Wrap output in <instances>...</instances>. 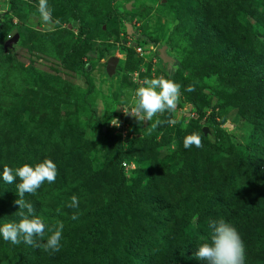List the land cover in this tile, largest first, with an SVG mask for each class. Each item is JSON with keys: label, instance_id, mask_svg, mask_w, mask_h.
<instances>
[{"label": "trees", "instance_id": "1", "mask_svg": "<svg viewBox=\"0 0 264 264\" xmlns=\"http://www.w3.org/2000/svg\"><path fill=\"white\" fill-rule=\"evenodd\" d=\"M7 1V12L12 15L17 16L26 9V5H21L18 0ZM69 4L67 2L65 12L57 13L55 19L76 28L75 33L81 41L67 50L65 59L76 52H81L82 57L83 51L91 48L95 41V29L113 16V12L109 11L105 14L106 19L91 28L77 24L75 20L68 21L75 11V6ZM187 5L191 10L192 29L183 35L187 39L183 41L188 44L185 59L175 60L177 68L165 65L159 70L165 79L181 86L186 104L197 113L195 120L178 129L169 127V117L165 115L152 135L146 134V128H153L156 121L140 122L141 134L149 138L146 141L148 148L143 146L144 155L137 152L134 144L124 147L121 137L107 128L108 139L116 141L121 170L118 186L112 183L108 187L110 201L95 210L77 212L76 208L67 206L71 197L62 202L58 198L57 209H67V215L56 211L40 216L38 210L41 204L32 199L35 214L47 226L63 222L60 251H45L42 246L36 248L24 243L12 245L0 237V264H203L194 254L201 244L209 241V218H223L238 230L245 244V264H264V1L232 0L228 4L226 0H192ZM199 15V20L194 21L193 16ZM24 28V23L13 28L11 21H0V31H6L8 35L13 29L26 35ZM258 29L260 32L256 35ZM63 31L68 32L67 28ZM133 36L136 39L129 47L125 46L126 41H122L117 47L99 45L97 50L101 56L122 49L126 56L136 57L134 47L157 46L152 39L137 33ZM164 46L167 52L172 50L169 44ZM199 51L204 55L197 57ZM8 54L10 58H15L11 51ZM205 59L207 68L212 70L205 76H217L225 88H221L218 94L216 108L224 113L235 110L251 128V135L244 146L216 147L200 128L195 131L197 124L206 116L203 109L207 106L200 87L204 76H200L195 66ZM77 67L89 71L85 67ZM189 67H193L194 71H189ZM129 84L134 90L139 87L132 81ZM189 87L193 91H187ZM208 119L215 123L214 115ZM194 132L200 134L202 146L185 149L184 140ZM157 138L159 143L155 142ZM174 142L173 155L178 171L168 177L169 164L160 163L158 149ZM125 151L138 154V164L147 166L153 163L157 169L151 175L148 186L140 182L129 188L132 190L128 200L135 210L122 214L126 200L119 197V191L122 196L128 193L121 166L125 162ZM28 157L24 159L33 163V159ZM141 167L138 173L144 175L142 170L146 169ZM74 196L78 198V195ZM6 199L10 200V203L6 201L7 207L12 209L14 202L10 197L1 200ZM136 209L139 213L137 220L141 223L132 220ZM75 213L79 214V218L73 220L71 217ZM12 216L8 211L7 218ZM48 235L46 230L42 243H46Z\"/></svg>", "mask_w": 264, "mask_h": 264}, {"label": "rangeland", "instance_id": "2", "mask_svg": "<svg viewBox=\"0 0 264 264\" xmlns=\"http://www.w3.org/2000/svg\"><path fill=\"white\" fill-rule=\"evenodd\" d=\"M18 2L26 5V9L16 16L7 12L8 1L0 0V21H11L13 28L24 23L27 31L26 35L19 34L13 47L15 58H10L8 52L4 53L3 45L8 34L0 31V225L18 222V213L21 211L15 204L18 199L16 183L19 180L13 184L5 183L2 179L5 166L15 170L23 164L35 165L44 159H51L56 164L55 182L45 181L35 194L26 193L24 196L26 201L32 203L33 199L41 204L38 210L40 216L47 212L64 213L67 209H57L58 198L62 202L78 195L77 212L82 209L95 210L110 201L108 187L112 183L118 186L121 170L117 161L116 141L108 139L106 129H109L113 119H120L121 111H130L128 107L134 103L135 90L129 82L155 79L158 74L164 78L159 69H164L168 64L155 58L149 60L151 52L145 53V49L150 45H140L145 47L144 60L138 56L128 57L122 49L100 56L97 49L103 44L117 47L122 41L132 43L136 39L133 35L137 33L152 39L157 46L169 44L172 50L167 54L174 60V66L171 64V67L177 68V61H183L185 52L188 51V44L183 41L187 39L183 35L190 33L192 29V20L189 18L191 10L187 5L192 0H48L53 9L54 20L57 13L65 12L69 2V5L75 6V11L68 21L75 20L77 24L91 28L106 19V13L113 12L110 19H106L100 28L95 29V41L91 48L83 51L82 57L81 52H76L65 59L67 50L81 41L75 33L76 28H71L68 24L44 22L37 10L38 0ZM226 2L231 4L232 0ZM25 16V20H22ZM199 18L200 15L193 16L194 21ZM127 24L132 27L131 36L127 35ZM65 28L68 32L63 31ZM259 32L260 29L256 31V35ZM202 55L201 51L197 53V57ZM110 57H116L118 63L114 75L109 77L105 66ZM77 66L89 71L80 70ZM153 70L159 72L152 75ZM188 70L192 72L194 68L189 67ZM195 70L201 73L200 76H204L200 84L201 94L207 105L203 109L204 113L214 115L215 120L212 123L209 116L201 119L195 131L198 128L202 132L206 131L204 135L216 147L236 148L246 145L251 135L249 124L239 118L235 110L224 113L216 108L219 103L218 94L221 88L225 89L223 82L217 76H205V73L212 71L207 68L206 59L196 65ZM183 73L186 75L185 71ZM135 74H138L137 80H133ZM165 115L169 117V127L178 129L186 127L197 117L195 110L186 104L181 91L174 111L158 113L150 121H161ZM128 116L127 137L120 142L126 148L128 144L136 145L137 152L144 155L143 146L148 148L146 141L149 138L141 134L140 122ZM153 132L154 128H146L147 135H152ZM155 142L159 143V139ZM174 151L175 142L158 149L160 163L169 164L168 177L178 171ZM26 157L32 158L33 163L24 159ZM124 157L126 164L135 165V170L129 178H125L128 191L126 196H122L119 191V197L126 200L122 214L127 210H135L133 203L128 200L132 190L129 188L140 182L148 186L151 175L157 169L153 163L147 165L148 169L146 165L138 164L139 155L130 151H125ZM140 167L146 169L142 170L144 175L138 173ZM2 193L14 202L12 209L6 205V201L10 203L9 199L1 200L5 198ZM8 211L13 215L11 219L7 218ZM138 215L136 209V213L132 214L135 223H141L137 220Z\"/></svg>", "mask_w": 264, "mask_h": 264}, {"label": "clouds", "instance_id": "3", "mask_svg": "<svg viewBox=\"0 0 264 264\" xmlns=\"http://www.w3.org/2000/svg\"><path fill=\"white\" fill-rule=\"evenodd\" d=\"M37 10L44 22L48 24L60 23L58 19L54 20L53 9L50 7L48 0H38ZM128 42L129 41H126V44ZM129 43L131 46L132 43ZM153 47L156 48L155 59L159 60L157 57L158 46ZM157 71L158 70H153L152 75L156 74ZM137 85H139V87L133 93L134 103L129 107L130 111L125 113L127 115L124 118H122L123 116L121 113L120 119H122L125 125L129 117L128 115L134 117L138 122H144L152 120L158 113H164L166 111L171 112L176 109L180 97L181 86L179 84L170 79H165L162 75L158 74L157 78L145 79L141 84L137 83ZM187 91H193V88L189 87ZM205 115L203 119L209 116L207 114ZM116 119L117 118L113 119V121L114 124L118 126ZM160 123L161 121L157 120L153 124V128ZM113 134L120 136L123 140L127 137L114 133V131ZM183 146L185 149H189L192 146L197 148L201 147L202 142L200 134L194 132L186 137ZM123 163L126 164V162ZM126 165L135 166L132 163ZM122 168L126 178H129V175L135 170V167L128 171H126L123 166ZM56 176L57 167L51 159H44L42 162H38L35 165L26 163L15 170L8 166L4 167L2 179L5 183L13 184L16 183L17 179L19 180V183H16L18 199L15 201V204L18 205L19 210H21L18 213L20 217L18 222H7L0 225V237H2L4 241L10 242L12 245L24 243L36 248L42 246L45 251L50 252L60 251L64 228L63 222L57 221L55 225L47 226L44 220L35 214L32 203L24 199L26 193L35 194L45 181L54 183ZM67 206L70 208H77L79 206L78 198L72 196L71 203ZM78 218V213L73 214L71 217L73 220ZM207 223L210 229L209 241L201 244L197 248L194 254L195 258L199 261H203V264H245V244L238 230L223 218H209ZM46 230L49 235L47 236L46 243H42L45 239Z\"/></svg>", "mask_w": 264, "mask_h": 264}, {"label": "water", "instance_id": "4", "mask_svg": "<svg viewBox=\"0 0 264 264\" xmlns=\"http://www.w3.org/2000/svg\"><path fill=\"white\" fill-rule=\"evenodd\" d=\"M69 28H70V26H69ZM126 29H127V35L128 36L133 35V31H132L131 25L127 24L126 25ZM18 39H19L18 30L17 29H13L10 32V34L8 35L6 41H5L4 45H3L4 53H7L8 51L12 52L13 51V47L17 43ZM157 57L163 64L171 65L174 62L172 57H170L167 54L165 46H158L157 47ZM117 63H118V59L116 57H110L107 60L106 66H105V72H106L107 76L110 77V76L114 75V73L116 71ZM204 133H206V131Z\"/></svg>", "mask_w": 264, "mask_h": 264}, {"label": "built area", "instance_id": "5", "mask_svg": "<svg viewBox=\"0 0 264 264\" xmlns=\"http://www.w3.org/2000/svg\"><path fill=\"white\" fill-rule=\"evenodd\" d=\"M126 46H130V43L128 42V43L126 44ZM155 51H156V48L153 47V46H148V47L145 49V53H149V52H151V57H149V60H151V58H156V55H155L156 52H155ZM134 52L136 53L137 56H139V57H141V58L144 59V54H145V53H144V47H139V46H137V47L134 48ZM145 55H146V54H145ZM137 75H138V74H135V75H134L135 78H134L133 80H137V78H136ZM137 83L141 84L142 81L138 80ZM128 110H130L129 107H128ZM121 112H122V116H123V118H124V117L127 115V114H125L126 111L123 110V111H121ZM116 120H117V122H118V126H116V125L114 124V121H113V122L110 123L109 130L114 131V133L121 134V136L125 137L126 134H127V127H126V125L124 124V122L122 121V119H116ZM122 166L124 167V169H125L126 171L131 170V169H134L133 166H128V165H126L125 163H123Z\"/></svg>", "mask_w": 264, "mask_h": 264}]
</instances>
